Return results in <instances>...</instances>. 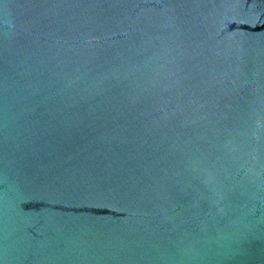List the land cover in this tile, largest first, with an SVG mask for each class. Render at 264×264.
Returning <instances> with one entry per match:
<instances>
[{
  "label": "water",
  "instance_id": "1",
  "mask_svg": "<svg viewBox=\"0 0 264 264\" xmlns=\"http://www.w3.org/2000/svg\"><path fill=\"white\" fill-rule=\"evenodd\" d=\"M0 264H264V0H0Z\"/></svg>",
  "mask_w": 264,
  "mask_h": 264
}]
</instances>
